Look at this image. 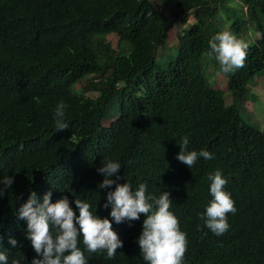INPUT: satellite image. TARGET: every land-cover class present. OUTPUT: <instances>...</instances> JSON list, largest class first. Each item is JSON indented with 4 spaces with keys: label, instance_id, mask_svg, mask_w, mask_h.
Listing matches in <instances>:
<instances>
[{
    "label": "trees",
    "instance_id": "trees-1",
    "mask_svg": "<svg viewBox=\"0 0 264 264\" xmlns=\"http://www.w3.org/2000/svg\"><path fill=\"white\" fill-rule=\"evenodd\" d=\"M163 6L152 0H0V179H14L0 197V252H7L8 264L40 258L26 239V221L18 218L32 192L39 203L48 192L52 203L67 197L77 216L74 200H84L111 220L103 204L115 185L98 188L104 177L97 169L107 159L122 166L117 183L133 190L145 183L157 197L170 193V210L187 234L184 264H264V131L240 113L247 85L264 71V0H186L181 14ZM190 16L194 21L180 28ZM226 21L248 44L244 66L230 73L207 55ZM175 28L176 54L162 59ZM247 29L254 40L246 38ZM108 36L130 50L114 48ZM211 69L227 77V91L209 83ZM61 100L69 128L58 132L53 115ZM185 136L188 151L203 149L214 158L201 157L190 169L179 162ZM216 169L236 208L219 237L200 219L212 199L207 176ZM144 219L112 221L123 247L113 259L85 251L88 264H147L137 243ZM9 239L17 241L15 248Z\"/></svg>",
    "mask_w": 264,
    "mask_h": 264
},
{
    "label": "clouds",
    "instance_id": "clouds-1",
    "mask_svg": "<svg viewBox=\"0 0 264 264\" xmlns=\"http://www.w3.org/2000/svg\"><path fill=\"white\" fill-rule=\"evenodd\" d=\"M247 48L248 44L243 39L229 30H224L209 41L210 51L207 55L219 62L222 72L230 73L244 66ZM67 108L68 105L62 100L55 107L53 119L58 132L69 128L66 122ZM188 144V137H183L181 151L176 159L189 169L201 157L205 160L214 158L212 153L203 149L199 152L188 151ZM121 168L117 160L107 159L97 169L104 177L98 185L99 189H111L115 185L114 191L107 192L106 202L103 204L105 210L111 208V220L100 218L96 211L93 213L89 202L78 198L74 200L75 207L79 210L77 216L67 197L52 203V193L48 192L43 196V203H39L35 192L29 195L19 208L18 218L26 221V239L40 257L34 258L31 264H88L85 251L89 254L106 252L107 258L113 259L117 249L123 247V242L113 230L112 221L116 224L136 221L141 214L145 219L137 243L143 260L147 264H184L187 234L181 231L178 218L170 210L173 205L170 193L163 191L157 197L147 192L148 186L145 183H140L135 190L128 182L117 183L120 179L117 174ZM207 180L210 181L212 199L200 219L204 227L219 237L230 228L228 214H235V203L230 193L225 191L227 180L221 170L216 169L209 173ZM13 183L11 176L0 179V184L3 185L0 188V197L5 195ZM197 230H201L200 225H197ZM81 242L83 250L80 247ZM9 243L13 248L17 246L15 239H9ZM0 264H8L7 252H0ZM12 264H18V261L13 260Z\"/></svg>",
    "mask_w": 264,
    "mask_h": 264
},
{
    "label": "rangeland",
    "instance_id": "rangeland-1",
    "mask_svg": "<svg viewBox=\"0 0 264 264\" xmlns=\"http://www.w3.org/2000/svg\"><path fill=\"white\" fill-rule=\"evenodd\" d=\"M152 1L157 6V8L164 10L165 7L163 5H165L168 11H172V12L174 11L175 14H181V11L183 10V6L186 5V0H152ZM223 18L225 19L226 15H223ZM177 21H181V20L179 19ZM193 21L194 19L192 18V16H190L189 21L187 22L188 24L180 25V28L190 25ZM228 22L229 21L224 22L225 24L223 30H227L229 26ZM175 31L176 32L173 33V38H172L173 40L172 42H170V47H166L165 45V48L168 50L161 55L162 59L166 60V57L168 59L170 54L171 55L176 54L177 47H172V46H176L178 41L177 39L178 29L175 28ZM247 32L248 29L245 33L247 34L246 38L248 39V41L254 40V38L256 37V33H254L252 30L249 31L248 33ZM107 40L111 42L114 48H118L119 45L122 51L125 53H127L128 48L130 50L128 43L126 42L119 43L118 39L114 36H108ZM160 52L162 53L163 51L161 50ZM208 76H209L210 84L216 85L221 89H223L224 91H227L228 79L226 76H224L221 73L213 74L212 69L210 71L208 70ZM80 84H78L75 87L77 90L79 89V86H81ZM247 88L249 91L248 101H246L245 107L240 111L241 116L246 122H248L252 126L258 128L261 131H264V71L260 75L256 76L252 81H250L249 84L247 85ZM228 93L229 92L226 93L225 99L227 98V103L229 104L231 102V97ZM90 95H91L90 97H96L98 94L96 95L94 93H90Z\"/></svg>",
    "mask_w": 264,
    "mask_h": 264
}]
</instances>
